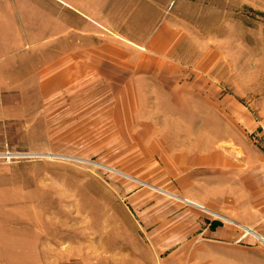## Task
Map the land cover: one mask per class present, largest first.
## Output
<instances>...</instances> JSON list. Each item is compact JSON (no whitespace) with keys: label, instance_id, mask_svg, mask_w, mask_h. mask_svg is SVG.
<instances>
[{"label":"rangeland","instance_id":"rangeland-1","mask_svg":"<svg viewBox=\"0 0 264 264\" xmlns=\"http://www.w3.org/2000/svg\"><path fill=\"white\" fill-rule=\"evenodd\" d=\"M188 27L178 65L67 83L53 66L0 96V264H174L206 225L233 233V258L264 251L263 188L218 202L177 161L201 110L262 162L264 0H190Z\"/></svg>","mask_w":264,"mask_h":264},{"label":"crops","instance_id":"crops-1","mask_svg":"<svg viewBox=\"0 0 264 264\" xmlns=\"http://www.w3.org/2000/svg\"><path fill=\"white\" fill-rule=\"evenodd\" d=\"M53 1L61 6L60 17L52 14L51 0H0V96L24 95V82L33 84L53 66L61 67L57 79L66 83L67 78L93 80L114 67L130 71L136 64L145 72L148 66L178 65L181 50L190 47V0ZM200 112L190 120L185 152L177 154L181 168L190 170V182L218 192V202L230 193L242 200L236 193L247 191L246 184L256 188L247 192L259 186L264 191V158L249 160L243 141L215 138L208 116ZM190 203L207 208L195 199ZM194 223L190 220V226ZM201 230L199 248L171 255L174 264H264V251L254 248H236L233 258L227 239L235 236L223 227Z\"/></svg>","mask_w":264,"mask_h":264},{"label":"built area","instance_id":"built-area-1","mask_svg":"<svg viewBox=\"0 0 264 264\" xmlns=\"http://www.w3.org/2000/svg\"><path fill=\"white\" fill-rule=\"evenodd\" d=\"M262 127V132H263V140H264V125Z\"/></svg>","mask_w":264,"mask_h":264},{"label":"water","instance_id":"water-1","mask_svg":"<svg viewBox=\"0 0 264 264\" xmlns=\"http://www.w3.org/2000/svg\"><path fill=\"white\" fill-rule=\"evenodd\" d=\"M166 194H169V193H167V192H165ZM169 195H171V194H169ZM200 207V206H199ZM200 208H202V207H200ZM202 209H204V208H202ZM262 238V237H261Z\"/></svg>","mask_w":264,"mask_h":264}]
</instances>
